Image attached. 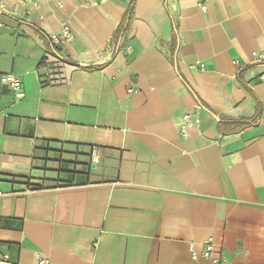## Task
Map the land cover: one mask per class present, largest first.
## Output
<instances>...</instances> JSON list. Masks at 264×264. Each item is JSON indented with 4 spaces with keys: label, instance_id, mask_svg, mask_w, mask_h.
Listing matches in <instances>:
<instances>
[{
    "label": "crops",
    "instance_id": "0c3cea01",
    "mask_svg": "<svg viewBox=\"0 0 264 264\" xmlns=\"http://www.w3.org/2000/svg\"><path fill=\"white\" fill-rule=\"evenodd\" d=\"M61 1L0 0V250L213 264L189 251L211 237L228 264H264V0H136L127 51L131 0Z\"/></svg>",
    "mask_w": 264,
    "mask_h": 264
},
{
    "label": "built area",
    "instance_id": "2783aa9c",
    "mask_svg": "<svg viewBox=\"0 0 264 264\" xmlns=\"http://www.w3.org/2000/svg\"><path fill=\"white\" fill-rule=\"evenodd\" d=\"M26 2H32L33 0H24ZM209 0H199L198 5L201 10L206 11L207 9V3ZM57 4L59 7H62V1L57 0ZM3 23L0 19V28L2 27ZM73 33L72 29L68 25L62 26L57 32L53 33L50 37L51 42L53 45L60 46L63 43H65L67 40L71 39ZM119 48H123L125 51L129 49L128 44H122V39H120L119 42ZM257 58L260 61H264V52L257 54ZM10 86L14 91L15 96L18 99H21L25 96V87L21 80L19 79H10ZM133 91L132 89L129 90V92ZM181 128L180 132L182 135L188 134V128L191 125L190 116L183 115L181 118ZM1 193V191H0ZM189 251L191 254L192 260H198L200 258L208 259L213 264H228L226 260V255L222 252L216 253L214 248V242L213 238L209 237L208 239L204 240L202 243V249L201 251L197 250V247L194 243L189 244ZM0 264H17L11 259V255L6 251L0 250ZM39 264H47L46 260H41Z\"/></svg>",
    "mask_w": 264,
    "mask_h": 264
},
{
    "label": "trees",
    "instance_id": "16d2710c",
    "mask_svg": "<svg viewBox=\"0 0 264 264\" xmlns=\"http://www.w3.org/2000/svg\"><path fill=\"white\" fill-rule=\"evenodd\" d=\"M135 2L136 0H131L128 8L126 9V11L124 12V15L122 17V20L120 22L119 28L117 29L114 39H115V50L117 51V43L120 40V38H122L131 21H132V16L134 13V9H135ZM252 119H246V118H242L239 120H232V119H220V121L218 122V131L221 134H228L231 132H235L238 131L240 129H242L243 127H245L247 124H249L250 122H252ZM9 219H5L2 220V223L4 224V226H9L8 224Z\"/></svg>",
    "mask_w": 264,
    "mask_h": 264
}]
</instances>
